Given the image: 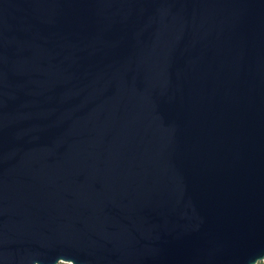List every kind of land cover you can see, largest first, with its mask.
Returning <instances> with one entry per match:
<instances>
[{
  "label": "water",
  "instance_id": "water-1",
  "mask_svg": "<svg viewBox=\"0 0 264 264\" xmlns=\"http://www.w3.org/2000/svg\"><path fill=\"white\" fill-rule=\"evenodd\" d=\"M264 261V0H0V264Z\"/></svg>",
  "mask_w": 264,
  "mask_h": 264
},
{
  "label": "rangeland",
  "instance_id": "rangeland-1",
  "mask_svg": "<svg viewBox=\"0 0 264 264\" xmlns=\"http://www.w3.org/2000/svg\"><path fill=\"white\" fill-rule=\"evenodd\" d=\"M59 264H70L69 262H60Z\"/></svg>",
  "mask_w": 264,
  "mask_h": 264
},
{
  "label": "trees",
  "instance_id": "trees-1",
  "mask_svg": "<svg viewBox=\"0 0 264 264\" xmlns=\"http://www.w3.org/2000/svg\"><path fill=\"white\" fill-rule=\"evenodd\" d=\"M259 264H264V261L260 262Z\"/></svg>",
  "mask_w": 264,
  "mask_h": 264
}]
</instances>
